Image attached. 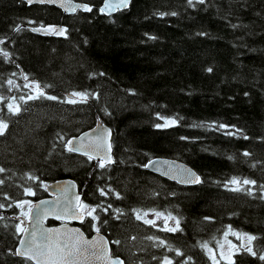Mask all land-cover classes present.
Masks as SVG:
<instances>
[{"label": "trees", "instance_id": "trees-1", "mask_svg": "<svg viewBox=\"0 0 264 264\" xmlns=\"http://www.w3.org/2000/svg\"><path fill=\"white\" fill-rule=\"evenodd\" d=\"M76 1L91 11L0 0V119L9 124L0 136V264H34L14 254L28 206L16 204L47 196L45 185L61 178L73 179L82 204L96 208L98 219L86 215L80 227L87 235L98 227L125 264H161L164 257L213 264L201 245L215 248L229 226L257 237V255L237 251L234 264H264V0H132L111 15L98 10L102 0ZM45 23L66 32L27 28ZM34 83L58 99L20 101L35 95ZM70 92L89 99L63 102ZM13 97L18 115L6 107ZM166 119L176 124L156 127ZM98 121L112 131L114 163L103 169L65 147ZM153 157L183 161L201 183L180 185L146 170ZM233 177L255 180L242 185L251 195L225 187ZM137 211L171 213L181 230L146 224Z\"/></svg>", "mask_w": 264, "mask_h": 264}, {"label": "snow or ice", "instance_id": "snow-or-ice-1", "mask_svg": "<svg viewBox=\"0 0 264 264\" xmlns=\"http://www.w3.org/2000/svg\"><path fill=\"white\" fill-rule=\"evenodd\" d=\"M33 0H29V3H32ZM40 3L48 2V3H54L55 0H38ZM189 4L192 3V0H188ZM200 3H203L204 0H199ZM128 0H122V4L124 6H127ZM63 6V5H61ZM120 5H116V7H119ZM79 7L83 8L84 11H91V8L88 5H80ZM108 7V5H106ZM75 11V7L72 9ZM101 11H104V9H101ZM172 15H175V13H172ZM40 28H34L33 31H41ZM19 31V29H17ZM45 33H48L51 31L52 33L56 35H64L66 30L51 28V29H43ZM4 43L3 40H0V44ZM5 59L8 58L9 54L8 52L4 51L2 52ZM209 72L212 71V69H208ZM27 79V77H25ZM9 85L13 84L12 80H8L7 82ZM25 87H29V85H25ZM32 90L35 92V95L29 94L27 98L24 96H20L19 100L23 101L25 104L29 100H37V99H49V100H57L58 98L56 96H50L47 95L44 91V86H41L39 83H34L32 85ZM89 93L87 92H72L70 94V97L63 101L69 104H77V103H86L89 99ZM78 98V99H75ZM5 97L0 96V102H3ZM17 98L13 97L11 99V102L6 105L8 113L11 115H18L21 112V106L19 103L16 102ZM176 124V120L174 119H166L165 123L163 125L157 124L156 127H169L171 125ZM220 127L225 128L226 125H220ZM9 128V124L6 120L0 119V136H3L6 134L7 130ZM107 135L101 134L100 136H97L95 140L89 141L88 144L83 143V138H81V142L77 144L76 146L73 145L72 140H68L65 143V147L67 151L69 152H81L82 154L86 155L88 157V160H93L95 158H98V167L99 168H106L110 164L114 163L111 153L112 145L108 141V137H110L111 133L108 130H104ZM229 135L233 133H228ZM247 139V137H245ZM60 140L63 141V137H60ZM245 156L249 155V153L245 152ZM154 163V162H153ZM144 167H149V165H144ZM6 169L0 167V173H4ZM188 173V176L190 179L182 180L181 182L184 183H201L200 177L195 176V174L191 173L190 170H185ZM28 179L36 180L37 177H33L31 175L28 176ZM4 183L3 179H0V185ZM234 185L235 187H231L230 191H247L248 194L251 195V189H244L242 188V185H255V180H249L244 179L240 180L236 177H233L230 181H228L225 184V187H228V185ZM262 189H264V185L261 186ZM24 194L29 196H34L36 193L31 188H25ZM101 195H107L108 193L105 192L104 189H100ZM116 197L120 198L119 193H116ZM7 198V197H6ZM79 202V197L76 198ZM25 205H28V211L22 212L21 215L25 217H30L32 213V206L29 201H20L16 204L17 207L23 209ZM4 205L0 204V208H3ZM79 207L82 209L81 213L79 215L74 214L73 218H78L83 220L84 216L87 215L92 218V220H97L98 217L93 215V213L96 212V208H90L88 205L79 204ZM111 207V205H109ZM106 211V209H105ZM148 214L144 213L143 216H141L140 212H136V218L138 220L143 219L144 223L152 225L153 227L156 226L155 220H149L144 219ZM155 216L160 219L163 218L165 220V227L164 231L168 232H176L181 230L180 229V221L175 216H173L171 213H168L165 215L162 212H155ZM172 220L175 222L174 227H168L167 221ZM23 222L16 225L17 233H26L28 230L22 226ZM96 232L99 233L100 229L97 227ZM52 230H49L51 232ZM229 232H231V226H229L228 229ZM233 235H238L237 233H232ZM227 236V233H225ZM245 238L248 242L249 246H245V251H247L252 256H256V251L253 250V248L250 246L253 241L257 239L254 235H248L244 234ZM42 239L45 241V243L37 244L36 243V231L35 229L31 233V239L30 240H21V244L24 246L22 249L17 248L15 251V255L23 257L25 260L28 261H35V264H79V259L83 257L85 260L88 259L87 253L89 252V248L97 249L98 251H92L91 255L96 257L97 259H111L109 255V250L107 248V241H103L102 238L100 241H88L83 238V235L79 233V230H73V235L69 236L67 240H65L63 243H61L59 240H53L51 235L48 234H42ZM148 239H153L152 237H148ZM112 243L119 244V241H113ZM158 246H165V242L163 240H159ZM201 247L207 249V244L201 245ZM208 251L211 253L210 258L213 259V264H219V262L215 259V254L212 253L211 249H208ZM177 256H182L183 253L179 250L176 251ZM260 260L264 261V255H260L258 257ZM221 259H227L228 264H234V262L231 259V256L225 257L223 253L221 254ZM191 258L189 257L184 264H188V261H190ZM112 264H123V261H113ZM161 264H173V261L169 259L168 257H164L161 261Z\"/></svg>", "mask_w": 264, "mask_h": 264}, {"label": "water", "instance_id": "water-1", "mask_svg": "<svg viewBox=\"0 0 264 264\" xmlns=\"http://www.w3.org/2000/svg\"><path fill=\"white\" fill-rule=\"evenodd\" d=\"M26 4H46L53 5L59 8L65 14H73L77 10L84 11L83 8L79 7L80 5H88L91 9L92 6L88 3L76 1V0H55L54 3H40L38 0H33L32 3H29V0H23ZM132 0H128L127 6L122 4V0H102L101 5L98 7V10L104 9L101 11L105 15H111L116 13L118 10L128 9ZM63 5V6H61ZM108 5V7H106ZM116 5H120L116 7ZM73 7H75V11H73ZM29 30L33 31L34 28H40L41 31H33L42 35H53V36H63L56 35L49 31L45 33L43 29H65V26L57 23H47L43 25H30L27 27ZM71 93H65L66 97H70ZM104 130L110 131L111 135L108 137V141L111 143L112 131L111 129L104 123L98 121L93 127L82 131L81 133L67 138L68 140L73 141V145L76 146L81 142V138H83V143L88 144L89 141L95 140L97 136L101 134L107 135ZM112 145V143H111ZM77 154H82L81 152H74ZM112 156V148L111 153ZM86 156V155H85ZM113 159V158H112ZM94 160L98 161V158ZM154 162V163H153ZM149 165V167H144L146 170H149L155 174H158L168 180L174 181L180 185H197L199 183H184L182 180L190 179L188 173L185 170H190L191 173L195 174V176H199L201 180L200 174L193 169L190 165H187L183 161L172 159L168 157H153L145 162L144 165ZM45 190L47 192L46 197H42L34 200L31 203L32 213L30 217H23V227H25L28 231L26 233H20L18 241L15 245L14 251L17 248H23L24 246L20 243L21 240H30L31 233L35 229L36 231V243L42 244L45 241L42 239V234L51 235L53 240H59L63 243L69 236L73 235V230H79V233L83 235V238L88 241H100L101 238L103 241H107V248L109 250V255L111 259H97L96 257L91 255L92 251H98L97 249L89 248V252L87 253L88 259H84L81 257L79 259V264H112L113 261H125L122 257L118 255H114L111 252V241L107 238L105 234L99 231H93L90 235H87L85 231L80 227V223H82L84 219L73 218L74 214L79 215L82 211L80 209L79 204H81V193L79 191L78 184L71 178H61L54 180L45 185ZM77 197H79V202L77 201ZM56 220L58 221L55 225L47 224L48 220ZM49 230H52L49 232ZM21 257V256H20ZM35 264V261H31Z\"/></svg>", "mask_w": 264, "mask_h": 264}, {"label": "rangeland", "instance_id": "rangeland-1", "mask_svg": "<svg viewBox=\"0 0 264 264\" xmlns=\"http://www.w3.org/2000/svg\"><path fill=\"white\" fill-rule=\"evenodd\" d=\"M31 203V202H30ZM81 209V208H80ZM28 210V206L26 211ZM155 212L156 211H151V212H143L141 213V216L144 215V213H147L148 215L146 217H144V219H149V220H155L156 221V227L161 226V227H165V220L163 218L158 219L155 216ZM167 215V214H165ZM143 220V219H142ZM22 222V220H20V223ZM167 226L168 227H174L175 226V222L172 220L167 221ZM237 233L238 235H233L232 233ZM225 233H227V236L225 235ZM244 234H248V233H244V232H238V231H231L229 232L228 229L227 231H225L217 245L215 248L208 246L207 249H205L206 254L208 255V257L210 258L211 253L208 251V249L212 250V253L215 254V259L219 262V261H228L227 259H221V254L223 253V255L225 257L227 256H234V254L237 251H241L243 249H245V246H249L248 242L245 238ZM250 235V234H248ZM252 247V244L250 245ZM211 262H213V259H211Z\"/></svg>", "mask_w": 264, "mask_h": 264}]
</instances>
